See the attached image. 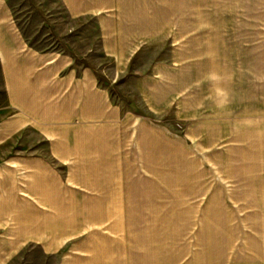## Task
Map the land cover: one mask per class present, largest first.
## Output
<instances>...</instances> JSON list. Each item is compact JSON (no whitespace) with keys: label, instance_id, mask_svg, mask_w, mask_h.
I'll list each match as a JSON object with an SVG mask.
<instances>
[{"label":"crops","instance_id":"obj_1","mask_svg":"<svg viewBox=\"0 0 264 264\" xmlns=\"http://www.w3.org/2000/svg\"><path fill=\"white\" fill-rule=\"evenodd\" d=\"M62 1L114 75L0 17V264H264L259 0Z\"/></svg>","mask_w":264,"mask_h":264},{"label":"rangeland","instance_id":"obj_2","mask_svg":"<svg viewBox=\"0 0 264 264\" xmlns=\"http://www.w3.org/2000/svg\"><path fill=\"white\" fill-rule=\"evenodd\" d=\"M259 18L264 21V0H259ZM0 17H7L28 48L49 52H66L76 55L83 63L97 65L102 81H110L114 75L112 60L104 55L100 40L92 20L77 23L68 14L62 0H0ZM259 82L264 84V32L257 44ZM92 49V51L90 50ZM122 81H127L124 78ZM1 84V83H0ZM3 87V85H2ZM0 85V106L5 104L4 89ZM132 88V86H131ZM116 91L122 92L119 87ZM126 95V91H124ZM131 89L132 107L136 102ZM182 128V124H177ZM37 140V139H36ZM264 173L263 170L257 171ZM230 174V171H227ZM243 174L249 171H242ZM212 175V174H211ZM179 176H187L186 164L179 168ZM214 176V175H212ZM216 176H219L216 173ZM9 264H57L53 258L44 257L41 252L32 250Z\"/></svg>","mask_w":264,"mask_h":264}]
</instances>
